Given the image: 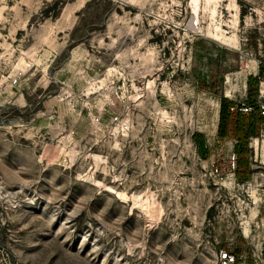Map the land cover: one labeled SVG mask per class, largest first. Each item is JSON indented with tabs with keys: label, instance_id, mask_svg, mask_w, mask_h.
Segmentation results:
<instances>
[{
	"label": "rangeland",
	"instance_id": "rangeland-1",
	"mask_svg": "<svg viewBox=\"0 0 264 264\" xmlns=\"http://www.w3.org/2000/svg\"><path fill=\"white\" fill-rule=\"evenodd\" d=\"M255 87L264 0H0V264H264Z\"/></svg>",
	"mask_w": 264,
	"mask_h": 264
},
{
	"label": "trees",
	"instance_id": "trees-1",
	"mask_svg": "<svg viewBox=\"0 0 264 264\" xmlns=\"http://www.w3.org/2000/svg\"><path fill=\"white\" fill-rule=\"evenodd\" d=\"M257 83L255 80L256 85ZM256 98L257 87L248 89L247 102L243 105L224 96L220 99L217 133L220 138H232L237 142L234 174L238 178L250 176L248 140L250 136L258 135L264 129V116ZM243 107H250L251 110L244 112Z\"/></svg>",
	"mask_w": 264,
	"mask_h": 264
},
{
	"label": "built area",
	"instance_id": "built-area-1",
	"mask_svg": "<svg viewBox=\"0 0 264 264\" xmlns=\"http://www.w3.org/2000/svg\"><path fill=\"white\" fill-rule=\"evenodd\" d=\"M260 109L262 111V115L264 116V104L260 105ZM251 108L250 107H243L242 111L247 112L250 111ZM217 169L215 168V171ZM218 256H219V260L223 263V264H237V261L235 259V256L225 250H219L218 252Z\"/></svg>",
	"mask_w": 264,
	"mask_h": 264
}]
</instances>
